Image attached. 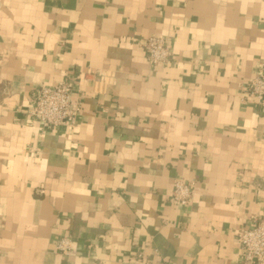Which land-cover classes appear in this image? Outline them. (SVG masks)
Here are the masks:
<instances>
[{
	"label": "crops",
	"instance_id": "obj_1",
	"mask_svg": "<svg viewBox=\"0 0 264 264\" xmlns=\"http://www.w3.org/2000/svg\"><path fill=\"white\" fill-rule=\"evenodd\" d=\"M152 36L167 63H149ZM263 69L264 0H0V264H244L238 233L264 218L246 90ZM65 81L77 123L44 127L32 97Z\"/></svg>",
	"mask_w": 264,
	"mask_h": 264
},
{
	"label": "built area",
	"instance_id": "obj_2",
	"mask_svg": "<svg viewBox=\"0 0 264 264\" xmlns=\"http://www.w3.org/2000/svg\"><path fill=\"white\" fill-rule=\"evenodd\" d=\"M151 65L167 63L172 57V49L167 38L152 36L143 45ZM247 99L264 108V69L247 85ZM72 87L68 81L56 86H41L31 100L29 115L44 127H74L79 115V107L72 101ZM191 183L178 180L173 191V201L178 206H186L193 197ZM70 236L63 237L57 252L67 256L72 249ZM237 244L244 264H264V218L254 219L250 228L242 229L237 236ZM131 264H153L143 254L133 256Z\"/></svg>",
	"mask_w": 264,
	"mask_h": 264
}]
</instances>
